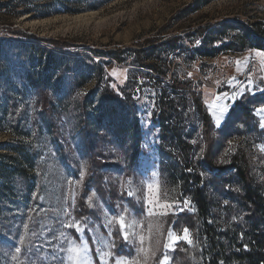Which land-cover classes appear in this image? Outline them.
<instances>
[{
  "label": "rangeland",
  "instance_id": "rangeland-1",
  "mask_svg": "<svg viewBox=\"0 0 264 264\" xmlns=\"http://www.w3.org/2000/svg\"><path fill=\"white\" fill-rule=\"evenodd\" d=\"M192 1L0 0V264H169L176 245L190 243L187 225L176 223L193 211L178 182L185 163L154 117L174 80L190 79L209 118L206 129L187 104L170 123L198 147L196 160L206 139L219 167L243 162V151L264 195V98L255 97L264 93V57L252 41L264 33V0L191 11ZM236 44L248 48L196 52ZM139 58L166 77L137 67ZM103 89L119 104L102 106ZM136 149L142 161L130 162ZM122 232L129 257L112 255ZM170 232L180 238L165 248Z\"/></svg>",
  "mask_w": 264,
  "mask_h": 264
},
{
  "label": "trees",
  "instance_id": "trees-1",
  "mask_svg": "<svg viewBox=\"0 0 264 264\" xmlns=\"http://www.w3.org/2000/svg\"><path fill=\"white\" fill-rule=\"evenodd\" d=\"M211 1L213 0H193L191 11ZM96 8L98 5L90 9ZM204 30L205 28H198L196 32L201 34ZM254 33L256 36L252 41L257 48L264 51V33L258 31ZM49 43L56 50L63 49V46L56 42ZM233 47L227 45L221 50L201 48L196 52L200 56L215 57L222 50L242 51L248 48L244 44H236ZM134 53L137 56L141 54L139 51ZM48 54L55 56L52 52ZM58 59L63 60L64 58L58 57ZM115 59L118 57L115 56ZM146 61L148 60L139 58L136 66L150 70L162 78L166 77V72H162L155 62ZM169 87L171 92L169 94L172 97L167 95L156 103L158 115L154 117L157 118L156 124L163 130V133H165L164 129H168L166 132H169L170 141L174 143L173 152L177 154L176 157L181 162L185 163L178 182L184 196L193 204L192 212L189 214L182 212L176 218L177 224L179 222L182 225L186 224L190 230V243H178L176 248L170 252L169 264H264V195L262 188L249 175L244 152H238L241 161L244 159L243 162L233 161L227 167L216 166L209 156L210 139H206L204 140L207 145L206 152L196 160L198 147L192 149L189 144L184 143L180 138V132L175 126L171 127L170 123L176 117L179 119L183 116L180 109L186 108L187 104L195 108L200 117V123L206 129H209V118L190 79L174 80L169 82ZM45 88H47L46 78L36 85V90L42 96L46 93ZM104 93L102 96L105 102L102 106L119 104L118 96L107 90H104ZM255 97L264 98V93ZM179 101L183 103L175 104ZM180 105L182 106L179 107ZM250 109V106L246 105L240 107L239 118L245 123L244 125H247L253 117ZM232 112L234 113L235 109ZM204 134L208 135L206 132ZM147 157L148 160L151 159V155ZM140 161L142 159L136 149L130 162ZM89 180L88 183H91ZM112 255L129 257L132 255V247L128 243L118 241L116 247L112 248Z\"/></svg>",
  "mask_w": 264,
  "mask_h": 264
},
{
  "label": "snow or ice",
  "instance_id": "snow-or-ice-1",
  "mask_svg": "<svg viewBox=\"0 0 264 264\" xmlns=\"http://www.w3.org/2000/svg\"><path fill=\"white\" fill-rule=\"evenodd\" d=\"M256 56L258 57H264V51H257L256 52ZM260 111L264 112V108L260 109ZM149 115H151V113H149ZM261 128H264V119L261 120ZM151 187V186H149ZM185 204H189L190 202L189 201H184ZM167 207V205L165 206ZM151 214V213H150ZM121 226L123 228V218H121ZM122 235H123V239H124V242L127 243V240H128V237L126 234H123L122 232ZM180 237L179 236H173L172 233L170 232L169 233V239L171 240V244H166L165 245V248H170L173 244L176 243V241L179 239ZM141 239H143V237H141ZM183 239L188 241L190 239L189 237V230L187 228L184 229V232H183ZM17 251H20L19 248H17ZM141 251H143V249H141ZM166 260H167V257H165L163 260L160 261V264H166ZM116 264H136V261H129L127 259H125L124 257H120L116 260Z\"/></svg>",
  "mask_w": 264,
  "mask_h": 264
},
{
  "label": "bare ground",
  "instance_id": "bare-ground-1",
  "mask_svg": "<svg viewBox=\"0 0 264 264\" xmlns=\"http://www.w3.org/2000/svg\"><path fill=\"white\" fill-rule=\"evenodd\" d=\"M88 15H89V14H88ZM85 16H87V15H84V14H83V15H79L78 17H80V18H81V17H85Z\"/></svg>",
  "mask_w": 264,
  "mask_h": 264
}]
</instances>
